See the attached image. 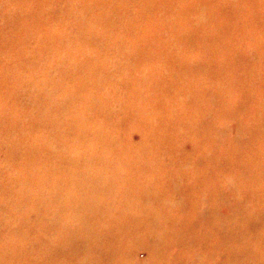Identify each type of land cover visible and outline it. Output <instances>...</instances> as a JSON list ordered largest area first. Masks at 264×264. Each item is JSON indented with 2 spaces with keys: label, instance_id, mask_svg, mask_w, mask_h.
<instances>
[{
  "label": "bare ground",
  "instance_id": "6f19581e",
  "mask_svg": "<svg viewBox=\"0 0 264 264\" xmlns=\"http://www.w3.org/2000/svg\"><path fill=\"white\" fill-rule=\"evenodd\" d=\"M112 1L0 0V13L5 5L12 12L11 27L0 30V264H264L258 61L238 53L228 73L205 68L208 48L189 51L185 26L165 18L174 0H138L144 16L158 15L144 26L120 11L132 0H120V9ZM60 11L98 49L103 27L135 39V49L117 36L105 63L88 51L70 54L63 69L16 63L30 28ZM163 27L170 35L160 42ZM19 70L37 87L19 85ZM112 90L134 103L132 116L122 106L112 118ZM223 94L232 99L227 107ZM222 116L234 120L235 134ZM126 117L152 139L128 145L120 138ZM187 142L191 155L181 151Z\"/></svg>",
  "mask_w": 264,
  "mask_h": 264
},
{
  "label": "rangeland",
  "instance_id": "374dc122",
  "mask_svg": "<svg viewBox=\"0 0 264 264\" xmlns=\"http://www.w3.org/2000/svg\"><path fill=\"white\" fill-rule=\"evenodd\" d=\"M132 1L133 4L131 3L130 11L124 12L120 10L121 13L128 16V19H130L131 21L136 19L139 26L140 24H143L144 26L146 24L153 25L158 23L157 13H153L151 17H146L143 14L140 2L138 0ZM197 1H200V3L196 2L195 0H174V3L170 5L173 10L167 11V16H165L167 21H175V24H179L182 27L185 26L187 31L185 29L184 31L186 32V34L192 36L187 40L188 43L185 42V45L190 49L189 51L195 52L196 48L201 45H205L208 48V55L205 59L208 65H205V68L206 66H208L210 67V69H213L215 67H218L220 69V66L222 65V69L220 70L223 74L228 73V71H230L229 69L234 66L235 54L244 53L247 58H252L258 61L257 65L254 67L256 69V73L258 74V72L261 71L264 74V1L262 3H260L258 0H209V2L205 0ZM106 2L109 3V0H105V5ZM112 2L115 3V6L113 7H117L119 9L121 8L120 6H122V4L120 0H113ZM259 5L261 6L259 7ZM252 10H257V13L254 16H252ZM1 12L4 15L0 13V30H5L8 29V26L11 27L12 23V20L10 18V16L12 15L10 6H3ZM57 14L53 16L56 19L51 18L49 23H46L47 21H45L44 19L41 21L40 26H37L34 29L30 28V31L28 32L31 33V38L30 40H27L25 42L27 44L23 46L27 49V51H23L21 54H17L18 58L17 56H15L17 60H19H15L16 63L19 62L21 64L25 62L26 67L30 65V62L35 61V63L42 65L38 68V72L48 71L50 69V66H59L60 64L63 69L65 67V63H68V57L72 56L70 54L79 56L84 55L86 51H88L94 58H100L102 60L100 62L105 63L103 58L107 57L109 54H111V52H106V54L104 50L107 47H110L111 49V47L116 45L113 42L114 37H123V33L120 29L114 31H111L109 29L108 31L106 30V27L98 29L97 35L105 36V49H98L92 41H89L88 38H86V33L88 34L87 30H85L86 33L84 32V39L79 35L77 37V30L82 29L84 31L83 28L78 27V20H76L77 22L74 21L69 16H67L66 13H62L61 11L57 12ZM139 14H141V16ZM248 17H250L251 19ZM201 18L204 19L200 20ZM72 22L73 24L71 25ZM74 23H77V26H75ZM45 24L51 25L54 31H57L59 33L58 35L60 37H58L54 32L52 33L50 30L43 28ZM16 30L22 29L18 28ZM158 34H165L164 38L158 39V41L161 42L165 40V38H168L167 35H170V30L163 27L162 32H158ZM133 41L135 42V39L131 40L129 38L123 37V48L132 49L133 51L136 46V43L134 44ZM206 43L208 44V46L206 45ZM171 45L172 43L169 44V47ZM83 49L86 50L83 51ZM197 58L199 59V57ZM175 61L176 64H184V62L180 59H177ZM95 62L96 60L94 59L93 63H91L93 64V68H101L99 62ZM134 63L135 68H137L141 62H139L138 59L137 62ZM239 67L240 63L237 64L235 69L238 70ZM19 73V85L22 84L29 87L31 88V91L34 89V87H37L36 82L32 87L29 86L32 84L31 80H24L23 72L21 70H19ZM163 79L166 80L165 78ZM236 83L234 85H236ZM257 83L264 87V75L257 80ZM125 86L126 85H124V87ZM161 88L162 87H158V91L162 90ZM223 88L228 89V87ZM112 91L114 92L113 95H115L117 99L112 100L111 103L109 102L110 106L106 107L107 111L111 110L114 112V116L112 118H114L116 114L121 111L122 106H124L127 111H130L129 114L130 116H132L133 111L131 110L134 107V103L132 101H129L125 94H123L122 96L116 95V92L114 90ZM225 92L227 91L225 90ZM222 98V105H226L225 107H227L231 104L232 99L230 100L229 95H224ZM117 100H119L120 102ZM121 102H124V104ZM254 102L255 94L252 91L249 95L248 103H250L252 107ZM156 103L158 105L159 101H157ZM207 109H211L210 106H207ZM201 110L202 108H200V111ZM131 119L130 121L127 119V117L126 120L123 119V123H126L127 125V132L124 133L126 137H120L128 145H131V142L133 141L136 143L133 146L140 144L143 136L147 140L148 138L153 137L151 135L152 133L149 136L148 133H144V130H132V126L134 125L133 123H135V121L133 120L132 123ZM229 119L230 118L228 116H222V119H220V124L223 123L227 126V131L229 133L235 134L236 132L234 131L236 130V124L232 123V121H234L233 119L229 124ZM107 129L108 131L112 130L111 123H109V127ZM145 135L147 136V138L145 137ZM191 149V142H187L184 144L181 151L184 154L186 153L188 155H191ZM251 205L252 202L250 201L244 203L245 207H249ZM224 209L225 208H222V210ZM227 214H229V210H227ZM146 256L147 253L145 251H142L140 253V257L143 258Z\"/></svg>",
  "mask_w": 264,
  "mask_h": 264
}]
</instances>
